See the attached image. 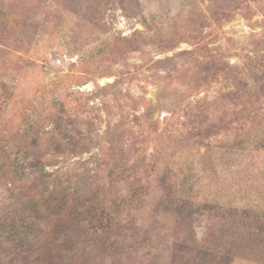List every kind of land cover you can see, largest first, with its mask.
<instances>
[{"label": "rangeland", "instance_id": "374dc122", "mask_svg": "<svg viewBox=\"0 0 264 264\" xmlns=\"http://www.w3.org/2000/svg\"><path fill=\"white\" fill-rule=\"evenodd\" d=\"M0 264H264V0H0Z\"/></svg>", "mask_w": 264, "mask_h": 264}]
</instances>
